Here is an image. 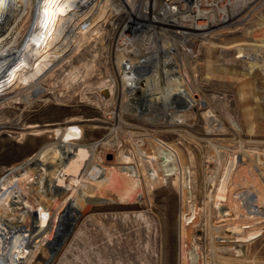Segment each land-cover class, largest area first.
Listing matches in <instances>:
<instances>
[{
  "label": "rangeland",
  "instance_id": "rangeland-1",
  "mask_svg": "<svg viewBox=\"0 0 264 264\" xmlns=\"http://www.w3.org/2000/svg\"><path fill=\"white\" fill-rule=\"evenodd\" d=\"M134 1L137 3L140 0ZM157 1L158 6L154 11L150 7L147 8L145 5H140L139 17H135V20L130 22L133 27L137 24L136 22L143 23V27L140 29L141 33H139V30H136L138 35L135 32L131 33L129 28L131 25L129 23L127 24L129 27L121 31L122 35H127L126 37L131 39V44L125 45L121 44L123 40H118L123 24V16L121 11H119L121 9L119 0L107 1L104 7L108 14L104 20L101 19L99 11L101 7H98L97 0H66L58 17L56 29L59 30L48 38V44L37 53L35 58L33 57L30 60L32 62L28 63V65L32 63L34 65L38 61H42V65L48 66L50 70L42 83L45 90L41 93V96L34 97L33 102L30 103L31 105L29 104L22 111L18 123L21 128L27 124L41 126L46 123L65 122L72 118L107 120L105 116L113 109H118L119 106L126 109L127 107H132L135 110L133 114L136 116L130 115L128 111H123L121 119L131 124L133 128H128L130 131L127 128H119L115 136L117 144L114 143L109 146L104 151L100 161L95 162L104 166L118 168L121 164L113 158V153L120 149H125L127 156L131 157V162H133L134 158L130 152L132 147L126 141L128 140V134L135 139L136 136L140 137L148 132L156 140L174 145L181 159H183L180 172L186 182L184 190L182 189V193L179 195L174 173H164L166 174L164 176L165 180L158 188H152L149 184L146 185L148 188L146 193L149 199L148 205L146 197L128 205L116 203L115 201L108 204L88 203L89 205L85 207L80 215L76 214L77 217L73 221L74 224L65 240L59 246L51 264H179V261H181L178 248L179 213L182 210L184 214H188L191 207L195 208L194 217L191 223L184 225L188 235H186L187 238H182L186 257H184L186 259L185 264H203V260L207 257V252H209V234L206 228L208 226H216V236L228 237L231 230L229 226L236 225L238 227L240 225L239 222L232 221V224H230L226 222L227 220L217 217L218 211L223 208L216 209V207L219 204H224V201L211 206L207 202V191L203 188V178L205 177L203 172L208 166H211L208 168L213 169L214 165L212 164L218 162L215 158L211 161L208 160L211 157L210 155H212L213 148L207 144V140H211L212 144L215 143L213 145L236 149L237 143L233 140L234 136L230 129L237 128L239 130L238 136L242 141L255 140V143L252 142L251 145L245 146L248 150H264V102L260 100L264 84V54L256 59L255 68L250 70L247 66L248 63L240 55L237 56L238 53L232 46L229 49L218 51L217 55L216 53L213 54V52H209L212 47L201 42L202 40L205 41V39H199V37L193 35L196 31L192 29L190 22H188L187 14L194 4L193 0L192 4L187 3L186 0H169L167 1L168 7L173 5V7L178 8V12L174 10L172 12L167 11V13L162 12L164 6L162 7L161 3L163 0ZM224 2L218 3V6L223 5ZM259 3H253L239 12L235 19L244 20L235 29H230L232 32L226 31L223 34L212 35L211 41L219 44L222 40L224 42L230 40L238 41L240 39L250 40L254 37L262 36L261 34L264 32V5L259 7ZM178 24H184V26H178ZM79 29H82L80 35H78ZM170 31L184 32L188 37L180 36L178 33L172 34ZM188 32L190 35H188ZM121 37L125 41V38ZM54 43L60 45L64 52H66L70 44H74V51L69 54L70 56L68 55L59 61L48 52L49 46ZM177 45L181 46L182 51L177 48ZM163 50H166L164 58ZM248 50L254 51L253 48H244L242 54L250 53ZM117 53L123 56V60L120 61L122 65L129 58L134 61L144 60L151 63L155 61L156 56H160L162 60L157 62L158 64L156 63L155 66L162 69L161 71L165 72L166 75L175 74V69L171 68L175 63L180 66L179 70L177 69L178 72L185 71L187 73L189 71L188 73L194 75V82L196 81V89L191 88L193 97H197V90L206 97L210 103V108H213H211L212 113L217 115V122L221 124L223 130L220 133H216L208 128L210 122L206 119L207 109L204 108L198 109V119L196 118L195 125L186 129L187 132H182V134L172 130L176 128L184 129L180 125H154L151 121L149 122V118L158 116L161 113L166 119L169 112H176L174 111L175 108L171 106L173 103L170 95H165L164 98L158 100L157 98L150 99L146 93L132 91L124 93L123 104H119L116 90L118 83L112 69V65H114L113 57ZM182 58L185 59L182 61ZM209 65L211 70L208 69ZM219 65L225 69L224 73L220 75L212 70V67L215 69ZM72 67H79L77 69L82 70L80 71L81 75L72 83H64L63 78ZM229 68L232 69V73H230L231 70ZM28 70L29 67H25V74H27ZM149 71L144 72L141 76L148 75ZM234 71H237V73H234ZM240 72L243 74L242 76L238 74ZM139 80L141 79L139 78ZM152 100L153 102H151ZM22 106L24 105L18 102L11 107L0 108V125L4 124L3 122L5 121L12 124L17 116L18 109H21ZM227 119L232 122L233 127L225 125ZM108 122L113 123L112 120H108ZM250 122L252 123L250 124ZM85 125L88 124H82L79 129L73 130L69 135H61V139H65L69 144L80 146L103 139L111 130V128L103 125L98 127ZM191 135L195 138L192 139ZM57 138V133H53L51 130H46V132L38 131L37 133L0 132V189L6 188L10 190L7 200L12 202L11 205L13 206L7 212L1 213L0 216L6 221L12 220L11 218L13 217L10 214L17 213V210L13 208L16 207L20 210L23 205L30 211V217L26 219V225L22 230L8 235L4 238L5 240L3 238L0 239V259L4 256L3 251L7 248V245H11L6 242L16 238L18 242H14L11 247H16L17 250L18 246L23 242L28 245L34 244L28 254L20 257L19 264L37 262V255L41 248H45V251L49 253L50 249L46 247V242L53 236L56 226L60 224V226L65 228L67 225L64 219L56 224L54 228L50 224H45L41 220L43 212L41 205L38 203L39 196L36 192H32V184L35 179L25 182L26 200L29 202V204H25L17 190L16 184L17 180L22 177L21 174L24 173V170L19 169L9 173L12 168L36 154L42 146L55 141ZM143 147L146 148L147 153L152 150L150 146ZM68 148L65 146L61 150H57V153L53 151L54 157L58 156L59 159L53 158L50 160V164L55 167L53 169L54 174L66 173L65 179L70 180V170L77 171V168L80 169L85 166L84 163L86 161L81 158L83 148L76 147L78 150L74 152L69 151ZM101 150L102 147H96V153ZM169 163L166 162L165 164L168 168ZM237 167L238 172L242 173V175L246 174L245 171L248 170V166L242 159H240ZM184 169L186 170L184 171ZM7 170L9 171L4 174ZM31 173L33 172L30 171L29 175H32ZM54 174L50 176L52 181H54ZM5 176H7L5 180L1 181ZM242 193V189H238V194ZM102 196L100 198L114 200V193L110 188ZM65 197L64 195L59 209L60 217L63 214H65L64 217L68 216V211L66 213L62 211L65 208ZM59 198L58 200L60 201L61 199ZM257 202L264 206V196ZM245 203V199L241 200L239 202L240 205H237L238 210L242 209ZM254 203L251 202L250 205L255 208ZM138 212L143 215L147 220L146 222L134 216ZM202 216H205L207 220L205 221L206 218ZM252 228L258 231V235L252 240V243L244 245L245 247H243V253L240 257H245V260H257V264H262L261 262H264V218L258 220V223L256 221ZM202 229H206L205 232ZM243 230L245 231L246 229L244 228ZM244 248L247 249L245 250ZM190 253L194 255L193 258ZM242 264L251 263L243 262Z\"/></svg>",
  "mask_w": 264,
  "mask_h": 264
},
{
  "label": "bare ground",
  "instance_id": "bare-ground-1",
  "mask_svg": "<svg viewBox=\"0 0 264 264\" xmlns=\"http://www.w3.org/2000/svg\"><path fill=\"white\" fill-rule=\"evenodd\" d=\"M97 1L98 7H101L99 9L101 13V19L104 20L108 14L104 7L108 0ZM119 1L121 2V9H119V11H121L123 16V24L121 26L119 35L117 34L119 36L118 40L121 39L123 40L121 41L122 43L120 42L121 44L128 45V43L131 44V39L126 37L127 35H122L121 31L124 28L129 27L127 26L129 23L131 25L129 27L131 33L135 32L137 34L138 32L136 30H139V33H141L140 29L143 27V23L136 22L137 24H135L133 27L130 22L135 20V17H139L140 5H145L147 8L150 7V9H153L154 11L158 6V1L140 0L137 3H135L134 0ZM167 1L169 0H163L161 3V6H164L163 9L161 8L163 13H167V11L172 12L174 10H178V8L173 7L171 4L170 5L172 7H168L169 4L167 5ZM223 1H225L224 4L218 6V3ZM256 2H260L258 5L259 7L264 5L263 0H193L194 4L191 6L190 11H187V18L189 19L188 22H190L192 29L196 31V33L193 35L199 37V39H205V41H200L208 46L210 45L212 48L209 49V52H213V54L216 53V55L218 51L222 49H229L232 46L233 49H235V51L238 53L237 56L240 55L245 60V62L248 63L247 66L249 70L255 68L254 66L256 65V59L258 57H262L264 54V32L261 34L262 36L254 37L250 40L240 39L238 41L230 40L225 42L222 40V42L217 44L211 41V39L213 38L212 35L223 32L225 33L226 31L232 32L230 29H235L238 24H242L244 19H235V17L239 14V12H241V10ZM65 3L66 0H0V108L11 107L18 102L24 105L21 109H18L19 113L17 112L15 121L13 120L14 122L12 124L5 121L3 122L4 124L0 125V132L6 131L16 133H37L38 131L46 132V130H51L53 133H57L58 135V138L55 139V141L42 146L36 154L23 161L20 165L12 168L9 173L19 169L24 170V173L21 174L22 177L17 180L16 184L17 190L22 197L23 203L25 204H29V202L26 200V190L24 189L25 182L35 179L32 184V192H36L39 196L38 203L41 205L43 212L41 215V220L45 224H50L53 228L56 224L60 223L62 219L66 220V224H74L73 221L77 217L76 214L80 215L85 207L89 204H108L115 201L116 203L128 205L133 204L135 201L138 202L141 198L146 197L148 205L149 199L146 196L148 188L146 185L149 184L152 186V188H158V186L164 182V176L166 175L164 173L166 172L167 174L170 172L174 173L179 195H181L182 189L186 183L182 177V173L180 172V170H182L181 166L183 164V159H181L179 152L177 149H175L173 144L158 141L148 132L140 137L136 136L137 138L135 137V139L132 138L130 134H128L130 131L128 128H133V126L128 122L123 121L121 119V114L123 111H128L130 115L136 116L133 114L135 110L132 107H127V109L120 106L118 109L115 107V109L112 108L113 110L107 113L105 116L107 120H101L98 118H72L65 122L46 123L41 126L37 124H27L21 128L18 125L19 117L22 111L25 110L31 102H33L32 100L34 97H40L41 93L45 90L42 83L48 71L50 70L48 66L46 67L45 65H42V61H38L34 65H32L33 63L28 65V63L32 62L30 60L33 57L35 58L37 53H39V51L48 44V38L51 37L54 32L59 30L56 29L58 17L62 12L63 5ZM182 25L184 26V24H178V26ZM81 32L82 29H79L78 35H80ZM188 35H190V33ZM121 36L125 38V41ZM98 37L100 38V36ZM231 42L232 44H230ZM177 48L182 51L181 46H178ZM244 48H253L254 51L251 52V50H248L250 53H245V51V54H242ZM73 51L74 44H70L68 49H66V52L63 51V48L60 45L55 43L48 48V52L56 57L59 61L63 60ZM63 52L64 54H62ZM162 53L164 58L166 50H163ZM180 56L182 57V55ZM156 57L155 61L151 62L152 64L149 61H134L133 59L129 58L125 61V63H123V65L120 63V61L123 60L122 54L117 53L113 57L114 65H112V69L114 72L113 74L116 77L115 79L118 83H116V90L117 101L119 104H123V94L132 91H137V93H146L150 99L157 98L158 100L164 98L165 95H170L173 103L170 105L175 108L174 111L176 112H169L166 119H164L162 113L155 117L150 116L151 118H149V122L151 121V123L154 125H180L184 127V129L176 128L172 130L175 132H181L182 134V132H187L186 129L195 125L196 118L198 119V109L201 110L204 108L207 109L206 119L210 122L208 128L216 133H220L223 129L221 124L217 122V115L212 113V107L210 108V103L206 97L198 90L197 97H193L191 88L193 87L196 89V81L194 82L195 78H193L194 75L188 73L189 71L187 73L185 71L178 72L180 66L176 63V65L173 63L174 66L171 67L175 69V74L173 75L171 73L172 75H166L165 72L161 71L162 69L155 66L157 62L162 60L160 56ZM184 59L185 58H182V61ZM25 67H29L27 74H25L27 71H25ZM216 67L217 68L215 69L212 67V70L219 75L224 73L223 71L225 69L221 68V65ZM77 68L79 69V67ZM77 68L72 67V69L66 73L65 77L63 78L64 83H72L80 77V71L82 70H78ZM150 68L153 69L152 72ZM208 69L211 70L210 65L208 66ZM148 70H150L149 74L142 77L141 75H143V73ZM229 70H231L230 73L233 72L232 69L229 68ZM237 71H234V73H237ZM238 74L241 76L243 75L241 72ZM251 75L256 76L255 74ZM139 78L141 80H139ZM108 89L111 91L110 88ZM260 98V100L264 102V84L262 89V97ZM151 102H153V100ZM108 120H112L113 123L110 122V124ZM231 123L232 122L227 119V123L225 122V125L233 127ZM251 123L252 122H250V124ZM82 124H88L90 127H98L103 125L111 128V130L103 139L80 146L69 144V142H67L65 139H61V135L71 134L73 130L79 129V126ZM119 128H127L129 130L127 133L128 138L126 137L128 140L126 141L130 144V147H132L130 152L134 158V161L131 162V157L127 156L125 149H120L113 153V158L117 160L119 164H121L118 168L108 167L102 165L101 163H97L98 160L100 161L101 156L104 155V151H106L109 146L113 145L114 143L117 144L115 136ZM230 130L234 136L233 140L237 143L236 149H228L222 145H213L215 143L212 144L211 140H207V144L211 145L213 148L212 155H210L211 157H209L208 160L211 161L213 158H215L218 162L215 161L216 163L212 164L214 165L213 169L208 168L211 166L205 168L203 172L205 175L203 178V188L207 191L206 197L210 206L224 201V204H219L220 206L218 205L216 207V209L223 208L222 210L218 211L217 217L227 220L226 222L230 224H232V221L239 222L240 225H238V227L236 225L232 227L229 226L231 230L229 232L230 236L228 237H218L215 235L217 229L216 226H206L209 234V252H207V257L205 260H203V264H242L243 262L251 264L252 262L253 264L258 263L257 260H245V257L241 258L240 256L243 253V247H245L244 245L252 243V240H254L258 235V231L253 230V225L256 223V221L258 223V220H262V218H264V206L257 202V200L262 199L264 196V150H248L245 146L251 145L252 142L255 143V140L248 139V141H245V143L239 138V130L237 128H231ZM186 135L188 134L186 133ZM191 137L192 139L195 138L192 135ZM65 146L69 147V151L72 152L78 150L76 147L83 148V151H81V158L85 159L86 161V163H84L85 166L80 169L77 168V171L70 170V180L65 179L66 173L54 174L53 169L55 167H53V165L51 166L50 164V160L53 158L59 159L58 156L54 157V153H57V150H61ZM97 146L102 147V150L99 153H96ZM143 146H150L152 148L151 152L147 153L146 148ZM240 159H242V161H244L248 166V170L245 171V175H242V173L238 172L237 166L240 162ZM166 162H170L168 164L169 168L165 165ZM63 163L66 164L65 162ZM185 170L186 169H184V171ZM30 171L33 172L31 173L32 175H29ZM53 174L55 175L54 181H52L50 178V176ZM6 177L7 176L3 177V180L1 181H4ZM108 188L112 189L114 193V200L110 198H100V196L106 193ZM66 189H68L69 192L66 191ZM238 189H242L243 193L238 194ZM9 195V189L3 188L0 191V214L7 212L9 208L13 207L11 205L12 202L7 200ZM64 195L66 196L64 198L65 208L62 211L63 213L68 211V216L64 217L65 214H63V216L60 217L59 209L62 205V198ZM58 198L61 200L59 201ZM243 199H245L246 203L243 205L242 209L238 210L237 205ZM251 202H255V208L250 205ZM13 209L17 210V213L19 214H10L13 217L11 218L12 220L6 221L0 216V239H4L8 235L22 230L26 225V219L30 217V211L24 205L20 207V210H18L16 207ZM194 210L195 208L191 207L188 214H184V211L182 210L179 213L180 221L178 230V248L181 258L179 264H185L186 257L183 250L182 238H187L186 235H188V231L184 229V225L191 223V220L194 217ZM134 216L145 222L147 221L140 212L134 214ZM206 220L207 218L205 221ZM244 228L246 229L245 231L243 230ZM205 230H203V232H205ZM14 242L17 243L18 239L12 238L6 243H10L12 245ZM11 245H7V248L3 251L4 256L0 259V264H19L20 257L28 254V252L33 248L34 244L31 243L28 245L27 243L23 242L18 246V250L16 247L12 248ZM50 252H52V250H49V253ZM56 252L51 255L48 253V251H45V248H41L39 254L37 255V262L33 264H51ZM190 255L193 258L194 255H192V253H190ZM261 263L264 264L263 261Z\"/></svg>",
  "mask_w": 264,
  "mask_h": 264
},
{
  "label": "water",
  "instance_id": "water-1",
  "mask_svg": "<svg viewBox=\"0 0 264 264\" xmlns=\"http://www.w3.org/2000/svg\"><path fill=\"white\" fill-rule=\"evenodd\" d=\"M25 132V131H24ZM9 170L5 171V173H7ZM73 224H67L65 228H63L62 226H60V224H58L55 228L54 234L51 237L50 240H48L46 242V247L48 249H50V251L52 250L51 255L57 251V249L59 248V246L62 244V242L65 240V238L67 237V235L69 234L71 228H72Z\"/></svg>",
  "mask_w": 264,
  "mask_h": 264
},
{
  "label": "built area",
  "instance_id": "built-area-1",
  "mask_svg": "<svg viewBox=\"0 0 264 264\" xmlns=\"http://www.w3.org/2000/svg\"><path fill=\"white\" fill-rule=\"evenodd\" d=\"M186 1H187V3L192 4V0H186ZM165 9H166V8H165ZM166 11H167V9H166ZM170 14H171V13H170ZM169 26H172V25H169ZM171 29H173V28H171ZM170 33H172V34H176V33H178L180 36H186L184 32H179V31H175V32L170 31ZM221 34H223V33H221ZM217 36H219V35H217ZM186 37H188V36H186Z\"/></svg>",
  "mask_w": 264,
  "mask_h": 264
}]
</instances>
